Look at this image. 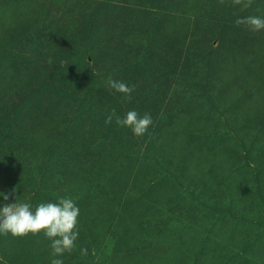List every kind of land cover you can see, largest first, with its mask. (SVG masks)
<instances>
[{"label":"rangeland","instance_id":"obj_1","mask_svg":"<svg viewBox=\"0 0 264 264\" xmlns=\"http://www.w3.org/2000/svg\"><path fill=\"white\" fill-rule=\"evenodd\" d=\"M248 16L264 0H0V193L80 210L72 252L0 234V264H264V30ZM131 110L152 118L143 136L116 124Z\"/></svg>","mask_w":264,"mask_h":264},{"label":"clouds","instance_id":"obj_2","mask_svg":"<svg viewBox=\"0 0 264 264\" xmlns=\"http://www.w3.org/2000/svg\"><path fill=\"white\" fill-rule=\"evenodd\" d=\"M223 0H221V3ZM252 0H233L235 5H242L247 8L251 6ZM236 24L245 25L252 31L264 30V17L248 16L237 19ZM107 86L116 92L131 97L135 86H128L126 83L109 79ZM115 111L108 117L111 122ZM153 121L150 114L140 116L135 110L126 113L124 118L116 117V124L128 127L136 136H143ZM5 201L0 207V234H11L14 237H22L28 234L36 235L44 232L51 241L53 257L63 256L65 252H72L76 247L79 236L77 230L79 208L71 198H61L58 202L39 203L33 209V205L26 202L7 203L10 197L15 196V190L11 193H0ZM87 254L86 249L81 250ZM51 264H63L62 259L54 258Z\"/></svg>","mask_w":264,"mask_h":264}]
</instances>
